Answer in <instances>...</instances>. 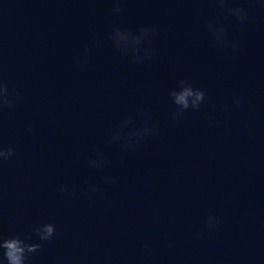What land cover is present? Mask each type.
Returning a JSON list of instances; mask_svg holds the SVG:
<instances>
[{"label": "water", "instance_id": "obj_1", "mask_svg": "<svg viewBox=\"0 0 264 264\" xmlns=\"http://www.w3.org/2000/svg\"><path fill=\"white\" fill-rule=\"evenodd\" d=\"M119 3L113 15V0H0V80L21 94L15 109H0V145L16 153L0 164V230L56 224L30 264H264V7L230 0L248 13L239 24L215 0ZM213 18L227 48L210 39ZM114 25L155 27L156 55L120 57L105 38ZM179 77L203 88L206 103L174 123L166 90ZM138 109L157 134L127 152L108 144L123 117L144 122ZM93 147L110 162L102 171L87 167ZM85 181L100 189L92 198ZM210 213L215 231L204 226Z\"/></svg>", "mask_w": 264, "mask_h": 264}, {"label": "clouds", "instance_id": "obj_2", "mask_svg": "<svg viewBox=\"0 0 264 264\" xmlns=\"http://www.w3.org/2000/svg\"><path fill=\"white\" fill-rule=\"evenodd\" d=\"M260 7H264V0H254ZM218 8L224 10L225 17H231L239 24H244L248 20V13L243 6L236 4L230 6V0H215ZM122 12L119 0H113L111 13L119 15ZM206 28L210 35L212 43L217 48H227L229 40L227 38L226 29L223 23L217 18L206 21ZM156 28L153 26H137L135 29L123 26H111L106 32V40L111 47L119 54L120 57L134 64H142L145 61L152 59L156 55V48L148 46L151 44L156 35ZM96 43L93 42L92 47ZM233 50L237 45L231 43ZM89 47L85 46L75 60L78 68H84L88 62ZM167 102L170 105L168 118L172 122H177L183 114L191 111L198 112L206 103V92L203 88L195 86L188 78L179 77L166 90ZM21 94L9 88V85L0 80V109L13 110L20 102ZM242 99L237 95L231 98V106L239 107ZM228 105H225L227 110ZM138 113L143 117V123H138L131 116H125L112 129L108 144L118 145L123 151L132 150L148 138L154 137L158 131V125L152 122V114L150 111L138 109ZM28 131H31L29 128ZM95 153L94 158H88L86 161L87 167L92 170L102 171L109 165V161L102 151L93 147ZM15 149L11 146L5 147L0 145V164L9 161L15 157ZM101 181L105 185H113L116 179L110 175L101 177ZM87 185V182L85 181ZM57 192L65 198L73 196V190L65 184L57 186ZM100 191L96 185H87L84 194L92 198ZM204 226L209 231H215L220 226V219L214 214H208L204 220ZM57 235V226L53 221H37L28 226L22 232H4L0 230V264H30L31 257L40 252L42 245L51 242ZM199 235V234H197ZM167 247L172 246V242L168 241ZM145 255L150 256L151 249L148 244H141Z\"/></svg>", "mask_w": 264, "mask_h": 264}]
</instances>
